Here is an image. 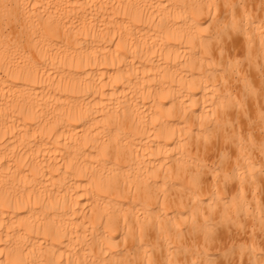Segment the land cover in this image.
Segmentation results:
<instances>
[{"label":"bare ground","instance_id":"bare-ground-1","mask_svg":"<svg viewBox=\"0 0 264 264\" xmlns=\"http://www.w3.org/2000/svg\"><path fill=\"white\" fill-rule=\"evenodd\" d=\"M262 168L264 0H0V264H264Z\"/></svg>","mask_w":264,"mask_h":264},{"label":"rangeland","instance_id":"rangeland-1","mask_svg":"<svg viewBox=\"0 0 264 264\" xmlns=\"http://www.w3.org/2000/svg\"><path fill=\"white\" fill-rule=\"evenodd\" d=\"M262 169H264V168H262ZM227 254H228L227 252H226V254H224V256H223L224 260H226L225 258L228 257Z\"/></svg>","mask_w":264,"mask_h":264}]
</instances>
